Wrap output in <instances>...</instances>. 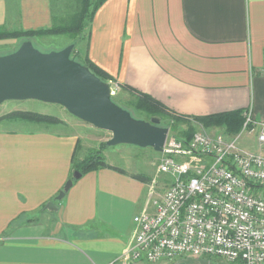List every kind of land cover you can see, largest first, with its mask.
Listing matches in <instances>:
<instances>
[{
    "label": "crops",
    "instance_id": "crops-1",
    "mask_svg": "<svg viewBox=\"0 0 264 264\" xmlns=\"http://www.w3.org/2000/svg\"><path fill=\"white\" fill-rule=\"evenodd\" d=\"M60 21L53 0H0L7 30ZM86 32L88 57L133 96L190 119L250 107L264 118V0H105ZM1 122L0 264L117 258L134 239L144 180L114 163L80 174L78 133Z\"/></svg>",
    "mask_w": 264,
    "mask_h": 264
},
{
    "label": "built area",
    "instance_id": "built-area-1",
    "mask_svg": "<svg viewBox=\"0 0 264 264\" xmlns=\"http://www.w3.org/2000/svg\"><path fill=\"white\" fill-rule=\"evenodd\" d=\"M243 116L234 136L195 132L188 142L167 138L158 172L175 180L160 195L149 189L144 209L133 218V241L106 264L182 254L264 264V118L252 107ZM246 131L256 132L258 150L240 146Z\"/></svg>",
    "mask_w": 264,
    "mask_h": 264
},
{
    "label": "water",
    "instance_id": "water-1",
    "mask_svg": "<svg viewBox=\"0 0 264 264\" xmlns=\"http://www.w3.org/2000/svg\"><path fill=\"white\" fill-rule=\"evenodd\" d=\"M73 49L69 44L45 52L25 40L15 51L0 55V104L26 99L59 104L80 120L111 132L108 145L133 144L162 152L169 127L157 117L136 118L115 102L110 84L72 58ZM72 185L73 180H67L56 198L63 199ZM46 206L56 208L53 201Z\"/></svg>",
    "mask_w": 264,
    "mask_h": 264
},
{
    "label": "rangeland",
    "instance_id": "rangeland-1",
    "mask_svg": "<svg viewBox=\"0 0 264 264\" xmlns=\"http://www.w3.org/2000/svg\"><path fill=\"white\" fill-rule=\"evenodd\" d=\"M81 6L80 0H53V9L55 13H59L61 24H70L73 19V14L79 10ZM59 17V15H58ZM5 29L4 27H2ZM7 30V29H5ZM87 27L85 28V34L83 32V37L78 38L68 33H62L57 35H45V36H36L30 39L33 44L40 50L48 52L52 50H60L66 47L69 44H74L73 53L75 58L78 60H85L86 43H87ZM8 31V30H7ZM29 40L26 38H6L0 39V55L7 54L15 51L23 41ZM75 41V42H74ZM74 42V43H73ZM86 50V51H85ZM72 57V54H71ZM74 58V57H72ZM109 84H112L114 88L117 84V90L115 94H112L113 99L122 107L129 110L131 114L136 118H141L145 120H151L152 117L160 118L159 116H148L143 112L137 110L130 101L136 96L131 95L129 92L123 90V87L116 80L109 79ZM15 112H31L39 114H48L56 117H60L63 123L60 124H39L34 121L29 120H20L16 118ZM244 117V116H243ZM65 118V119H63ZM0 120L1 124H6L12 127L19 128H30V127H46L51 130H60L64 132H75L82 136V142L77 152L78 159H83L90 150L92 149H101L106 165L101 166L97 169L111 167L110 164L114 163L124 170L133 172L134 175L144 180L151 191L156 190L160 195L168 188L172 182L175 180V177L158 172L157 164L162 157L161 152L154 150L152 147H139L133 144H119V145H104L102 144L109 140L112 136L111 132L103 129L94 127L91 124L83 122L79 118L75 117L67 111L65 107L59 104L47 103L36 99H26V100H7L0 104ZM67 121V122H66ZM192 124L194 127L190 129L192 135L195 132H203L209 135H215L218 133H225L229 136H234L233 134L228 133L224 128L221 127H203L199 123L189 120V122L175 123L170 121L168 118L161 121L162 126L169 127V135L167 138L177 137L180 138L183 136V130L187 131L189 125ZM193 130V131H192ZM239 143L242 146H245L248 150H257L258 141L256 132L246 131L240 133ZM185 137V136H183ZM182 137V138H183ZM102 146V148H101ZM82 157V158H80ZM93 171V170H92ZM150 185V187H149ZM264 192V190H262ZM149 198V192L146 191V200L145 204ZM144 209V207H143ZM142 209V210H143ZM146 264H240L239 262H231L221 257L213 256H188L186 254L179 255L174 259H163L158 262H149Z\"/></svg>",
    "mask_w": 264,
    "mask_h": 264
},
{
    "label": "trees",
    "instance_id": "trees-1",
    "mask_svg": "<svg viewBox=\"0 0 264 264\" xmlns=\"http://www.w3.org/2000/svg\"><path fill=\"white\" fill-rule=\"evenodd\" d=\"M81 1V8L77 12H75L72 16L73 19L70 24H59L49 28H41V29H29V30H5L0 27V39L6 38H26L32 39L36 36H45V35H57L62 33H68L75 37L82 38L83 32L85 28L90 25L92 19L94 17L95 12L100 8V6L105 2V0H80ZM85 34V32H84ZM75 42V41H74ZM73 42V43H74ZM86 51V50H85ZM74 52V51H73ZM72 52V57L77 61L89 66V68L102 80L108 81L112 79V76L108 74L105 70L101 67L96 65L89 57L88 53L85 52V60H78L75 58L74 53ZM123 90H128L127 87H123ZM115 101V100H114ZM116 102V101H115ZM130 103L140 112L152 117V116H159L161 117V121L163 118L169 119L175 123L189 122V120L195 121L202 125L203 127H221L224 128L230 134H238L244 123L243 112L241 110H233L228 112H221L216 114H211L202 117H194L188 118L182 115H178L175 113H171L161 102L154 99L152 96L144 93H139L134 99L130 101ZM13 115L16 114V118L20 120H29L34 121L39 124H60L63 121L56 116L48 115V114H39V113H31V112H15L12 113ZM192 125V124H189ZM194 126H189L187 131L183 130V136L179 139H183L185 142L190 141L193 137L189 135ZM193 131V130H192ZM78 145V142H77ZM108 145L107 141L102 144V146ZM101 146V148H102ZM102 150L101 149H92L89 153L83 158L78 159L76 154V149L72 157L73 168L79 171L80 174L84 175L94 169H97L101 166H105L106 162L103 157L101 156ZM242 264L241 262H239Z\"/></svg>",
    "mask_w": 264,
    "mask_h": 264
}]
</instances>
